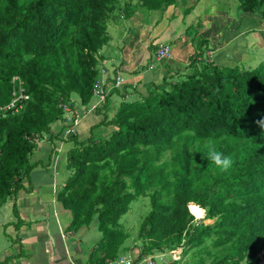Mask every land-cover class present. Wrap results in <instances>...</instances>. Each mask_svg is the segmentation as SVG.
<instances>
[{
	"label": "trees",
	"instance_id": "obj_1",
	"mask_svg": "<svg viewBox=\"0 0 264 264\" xmlns=\"http://www.w3.org/2000/svg\"><path fill=\"white\" fill-rule=\"evenodd\" d=\"M131 1L118 8L119 16L114 17L111 13L118 0L1 2L0 106L12 99L13 76L23 80L29 100L23 111L0 120V208L17 195L23 179L37 166H48L49 159L41 162L33 155L44 138L52 140L58 123L61 127L56 133L63 137V107L73 110L78 103L87 109L99 102L93 91L105 77L102 71L107 73L105 67L98 68L102 59L98 52L110 43L108 20L131 18L135 12ZM237 1L242 15L260 14L264 21V0ZM177 3L136 0L149 12H162ZM190 29L186 33L194 47L188 65L191 72L169 74L160 83L130 92L125 86L106 92L96 109L102 121L90 128L88 137L73 134L68 138L72 146L66 155L67 178L57 199L71 213L69 230L95 224L100 232L89 264H108L118 258L125 241L119 220L135 198L126 192L130 187L141 194L151 190L153 211L141 232L150 243L143 248L148 252L162 242L170 247L182 241L195 245L215 228L219 236L214 245L236 242L237 248L215 264L260 263L257 257L264 248V62L250 71L218 66L205 57L213 51L210 42L197 36L196 29L191 36ZM196 67L199 71L194 72ZM109 83L113 85V79H105V90ZM112 95L120 98L116 111ZM202 144L209 148L202 150ZM193 145L201 152L214 149L229 156L231 169L221 172L208 160L204 169L192 171ZM146 147L152 148L153 158L143 152ZM163 154L171 155L163 167H172V178L155 166ZM193 193L199 210L205 209L206 217L216 220L213 227L191 224L186 201Z\"/></svg>",
	"mask_w": 264,
	"mask_h": 264
},
{
	"label": "crops",
	"instance_id": "obj_2",
	"mask_svg": "<svg viewBox=\"0 0 264 264\" xmlns=\"http://www.w3.org/2000/svg\"><path fill=\"white\" fill-rule=\"evenodd\" d=\"M178 5L179 3L165 9L164 15L163 12H158L162 16L157 15L155 19L161 21L163 18L166 22L162 19L160 23L153 21L148 25H139L136 36H128L126 41L124 38L118 43L120 56H116L115 52L104 60L103 67L107 69L105 78L122 80L118 90L125 86L130 92L145 84L160 83L164 77L176 72L184 75L188 69L189 58L194 52L191 37L186 33L189 27L195 28L197 36L213 46V51L206 55L216 65L224 57L228 59L225 60L227 64L234 63L237 59L252 60L246 55L251 40L245 37V33H253V30L261 26L260 21L254 19L255 24H252L251 17L243 15L240 25L238 24L237 36L216 38V28L209 30L208 20L200 21L194 15L190 18L181 12H188L187 8H178ZM186 21L194 22L184 29ZM217 43L219 45L216 47ZM159 44L170 46L171 57L168 60L158 61L155 58L153 48ZM240 50L241 54L238 53ZM111 85L112 83L110 89L113 90ZM95 104L99 107L102 102ZM76 106L78 107L77 103ZM102 119L96 110L82 113L77 119L76 134L80 139L88 137L90 128L99 124ZM60 127V123L53 127L52 140L44 138L33 155L34 159L41 162L47 163L50 160L48 166H37L27 180L23 179L21 189H25L24 195H18L19 190L15 197L8 199L11 203V216H0V234L6 237V240L0 237V264H89L90 253L101 236L100 232L95 224L77 231L69 230L71 213L57 199V193L67 178L66 155L72 146L68 139L56 133ZM18 221L22 224L17 225ZM93 231H98V238L93 235ZM127 258L134 260V264H149L148 258L140 256L138 250L125 251L122 247L119 249L118 258L109 263Z\"/></svg>",
	"mask_w": 264,
	"mask_h": 264
},
{
	"label": "rangeland",
	"instance_id": "obj_3",
	"mask_svg": "<svg viewBox=\"0 0 264 264\" xmlns=\"http://www.w3.org/2000/svg\"><path fill=\"white\" fill-rule=\"evenodd\" d=\"M4 0H0V5ZM31 1V0H30ZM119 3L116 5L115 10L111 13V16H119L120 9L122 8L128 0H118ZM179 5L178 8L184 6L187 8L188 12H184L182 9H179L183 14L187 15L190 18H193L194 15L196 18L198 17L199 20H208V28L209 30H213L216 28V38L223 37V36H237L239 34L238 24L240 25L241 20L243 19L242 13L238 9V1L237 0H177ZM131 3L135 7V12L133 16L129 19H118L115 22H111L108 20V32L110 35V43L104 46L99 52L98 55L101 56V61L98 64L99 70L104 66V60L109 58L111 53L116 52V56H120V50L118 52V43L122 42V39H128L129 37H133L137 35V30L139 25H148L153 23V21H158L156 16L160 15L158 12L153 13L147 11L145 8H142L136 4V0H132ZM261 11L264 12V5L261 8ZM163 15L165 11H162ZM185 17L186 20L188 17ZM251 23L255 24L254 19L260 21L261 26L258 29L253 30L252 32H246L245 37L250 39L251 43L248 44L249 53L246 52L248 57L251 59H237L234 63H229L225 60V57L217 62L218 66L226 67V68H235L241 69L243 71H250L254 68H257L260 64L264 62V21L260 19V14H255L254 16H250ZM242 18V19H241ZM163 18H161L162 21ZM253 19V20H252ZM193 20V19H192ZM161 21H158L159 23ZM166 22L165 19H163ZM194 22V21H193ZM193 22L186 21L184 29L187 26L193 24ZM197 22V21H196ZM195 22V23H196ZM205 23V21H204ZM166 24V23H161ZM191 28V29H190ZM212 28V29H211ZM190 32L193 36L195 32V28L189 27ZM238 30V31H237ZM130 33V34H129ZM235 33V34H234ZM184 34V33H183ZM189 36V35H187ZM237 38V37H236ZM219 44L217 43L216 47ZM213 47V46H212ZM117 49V50H115ZM242 50L238 51L241 54ZM207 53H205L206 55ZM244 54V52H243ZM114 55V54H112ZM206 59L209 61L210 57L208 55L205 56ZM104 58V59H103ZM245 60V61H244ZM244 61V62H243ZM216 64V63H215ZM192 71V69H187L185 74ZM199 71V67H196L194 72ZM110 84L107 85L106 92L107 94L111 93ZM112 89H119L114 88L113 85L111 86ZM73 98H75L73 96ZM112 99L116 100L114 104L113 111L117 110L118 103L120 102V98L117 95H112ZM133 100V98L131 99ZM78 104V103H77ZM75 109L74 112L70 114V112H66L65 117H73L76 119L78 115L83 111L84 108L78 104L73 106ZM24 109V108H23ZM23 109L21 111H23ZM77 113V115H75ZM71 117V118H72ZM78 121V120H77ZM64 133V132H63ZM76 133H78V128H76ZM64 137V136H63ZM71 137V136H70ZM70 137H64L68 139ZM41 143V142H40ZM202 150H207L209 148L208 144H202L200 146ZM152 148L146 147L143 149V152L146 153L150 158H153ZM193 151V161H192V171L195 168L204 169V164L208 162V158L206 157L208 153L204 151L201 152L197 149L196 145L192 146ZM170 154H163L158 161L155 162V166L160 169H163L165 172L170 173V178L173 177V169L171 166L167 168L163 167L165 163L170 162ZM163 167V168H162ZM207 167V165H206ZM172 169V170H171ZM179 182V179L177 180ZM127 185H129V180L125 179ZM101 183H103L101 181ZM196 183H194L195 185ZM127 193L134 194L135 198L129 206L128 211L125 215L121 217L119 220L120 230L125 234V241L122 245V250L127 251H136L138 250L139 255L143 256L144 258L150 259L153 264H215L223 259L225 256H232L236 251V242L231 244H226L221 247L214 245V241L218 238L219 234L215 232V228H212L211 231L205 233L202 237L197 239V244L189 245L184 244L185 241H182L180 245L175 247H170L165 245L164 242L160 243L158 248H152L151 252L143 249L145 246H150V243L147 242L145 237L141 235L142 232V225L146 220V217L153 211L152 199L150 197L151 190H146L143 194L137 193L133 187H130L126 190ZM25 193V189H21L18 195L22 196ZM188 213L193 216V221L191 224L195 226L202 225L204 227L210 226L213 227L216 223V220H209L206 217L205 209L199 210V206L196 205L194 201V193L189 196L186 201ZM191 206V207H190ZM11 203L10 200L6 202L0 208V216L2 218L11 216ZM94 232V231H93ZM98 231L93 233L94 236L98 238ZM3 237L6 240V237L3 234H0V237ZM100 236V234H99ZM2 239V240H3ZM149 239V238H148ZM1 241V239H0ZM264 251V248L263 250ZM262 251L258 254L260 260V264H264V255L262 256ZM122 252V251H121ZM146 252H148L146 254ZM254 264V263H250Z\"/></svg>",
	"mask_w": 264,
	"mask_h": 264
},
{
	"label": "built area",
	"instance_id": "obj_4",
	"mask_svg": "<svg viewBox=\"0 0 264 264\" xmlns=\"http://www.w3.org/2000/svg\"><path fill=\"white\" fill-rule=\"evenodd\" d=\"M170 57H171L170 46L167 44H159L157 46V50L155 51V58L158 61H162V60H168ZM102 74L106 75L104 71H102ZM105 79H106L105 77H102L101 80L95 85L93 91V94L99 97L100 102L103 101L106 93V90L103 87L105 84ZM113 82H114L113 84L114 88H119L120 85L122 84V80L119 78H116ZM11 83H12V91H11L12 99L8 104L0 106V120H3L8 116H14L20 113L21 110L24 108L25 103L29 100V96L25 93L24 82L19 76H13L11 79ZM97 108H98L97 105L94 104L90 108L87 109L84 108L83 113L85 114L86 112L94 111ZM63 109L65 111V114L67 111L70 112V114H72L75 108L73 107V110H71L69 106L65 105ZM81 114L82 112L78 115V117ZM75 115H77V113H75ZM71 117H65L66 122L63 124V126L65 127L63 133L64 137H70L73 134H76V123L78 117L74 120H73L74 116L72 118ZM263 255H264V251H262V256ZM113 264H134V260H132L131 258H127L124 260L117 259ZM149 264H153L150 259H149Z\"/></svg>",
	"mask_w": 264,
	"mask_h": 264
},
{
	"label": "clouds",
	"instance_id": "obj_5",
	"mask_svg": "<svg viewBox=\"0 0 264 264\" xmlns=\"http://www.w3.org/2000/svg\"><path fill=\"white\" fill-rule=\"evenodd\" d=\"M107 79V78H106ZM116 79V78H115ZM113 79V81L115 80ZM121 86V85H120ZM100 102V101H99ZM103 102V101H102ZM208 160L215 164V166L221 172H227L232 167V159L229 156H225L222 152L211 150L208 152L207 156Z\"/></svg>",
	"mask_w": 264,
	"mask_h": 264
}]
</instances>
